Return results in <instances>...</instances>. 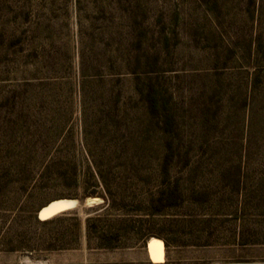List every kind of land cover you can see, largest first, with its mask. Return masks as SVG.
Returning <instances> with one entry per match:
<instances>
[{"label": "rangeland", "instance_id": "1", "mask_svg": "<svg viewBox=\"0 0 264 264\" xmlns=\"http://www.w3.org/2000/svg\"><path fill=\"white\" fill-rule=\"evenodd\" d=\"M92 198L77 249L39 247L42 208ZM87 219L161 233L158 264H264V0H0V264H155Z\"/></svg>", "mask_w": 264, "mask_h": 264}, {"label": "trees", "instance_id": "2", "mask_svg": "<svg viewBox=\"0 0 264 264\" xmlns=\"http://www.w3.org/2000/svg\"><path fill=\"white\" fill-rule=\"evenodd\" d=\"M115 169L122 172L135 171L130 163L125 162L119 164ZM99 185H93L90 195L100 196L104 202L100 205L88 209V212L94 213V217L98 219L103 215L115 210V198L112 192L105 188L103 193L98 192ZM133 197L125 195L121 198L122 203L133 201ZM131 200V201H130ZM160 198H155L151 195L141 200V203H146L148 208H156V205L161 204ZM127 214L128 211H124ZM66 213L59 216H55L49 220L39 221L35 218V222L42 227H52L56 229L55 233L48 237H39L38 244L42 250L46 252H59L64 250H74L80 246L81 240V224L77 219H71L65 217ZM87 219L84 223V237L86 245L90 248L99 250H115L122 248L135 247L137 245H145L150 237L163 239L161 233L148 232L140 224L138 227L131 225L127 220L114 222L106 225H100V221L95 220L93 223H89ZM136 235L137 240L132 239ZM165 245H167L165 241Z\"/></svg>", "mask_w": 264, "mask_h": 264}, {"label": "bare ground", "instance_id": "3", "mask_svg": "<svg viewBox=\"0 0 264 264\" xmlns=\"http://www.w3.org/2000/svg\"><path fill=\"white\" fill-rule=\"evenodd\" d=\"M77 202H78L77 200H67V199L54 201L41 210V215L48 214L53 210H60V209L70 207L72 205L77 204ZM148 250H149L151 259L155 264L163 262L164 247H163V243L161 240L151 239L148 243Z\"/></svg>", "mask_w": 264, "mask_h": 264}, {"label": "water", "instance_id": "4", "mask_svg": "<svg viewBox=\"0 0 264 264\" xmlns=\"http://www.w3.org/2000/svg\"><path fill=\"white\" fill-rule=\"evenodd\" d=\"M102 203V200L101 199H98V198H92V199H87L83 202H80L78 201L77 204L75 205H72L70 207H67V208H64V209H60V210H53L51 211L50 213L48 214H45V215H41V209L38 213H37V218L40 220V221H45V220H49L63 212H66V211H70V210H74V209H78V208H86V207H92L93 205L95 204H100ZM148 246V245H147Z\"/></svg>", "mask_w": 264, "mask_h": 264}]
</instances>
